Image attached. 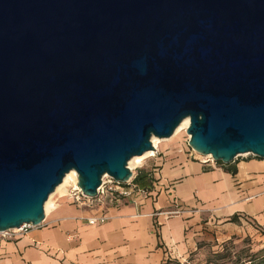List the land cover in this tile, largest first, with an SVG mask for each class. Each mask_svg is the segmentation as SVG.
Segmentation results:
<instances>
[{
    "label": "water",
    "instance_id": "1",
    "mask_svg": "<svg viewBox=\"0 0 264 264\" xmlns=\"http://www.w3.org/2000/svg\"><path fill=\"white\" fill-rule=\"evenodd\" d=\"M184 119L198 155L264 160V0H0V232Z\"/></svg>",
    "mask_w": 264,
    "mask_h": 264
},
{
    "label": "crops",
    "instance_id": "2",
    "mask_svg": "<svg viewBox=\"0 0 264 264\" xmlns=\"http://www.w3.org/2000/svg\"><path fill=\"white\" fill-rule=\"evenodd\" d=\"M160 166L140 186L148 197L109 209L103 224L87 225L91 212L70 201L55 203L39 226L0 239V264L181 262L203 243L264 233L263 159L242 155L220 166L186 156Z\"/></svg>",
    "mask_w": 264,
    "mask_h": 264
},
{
    "label": "rangeland",
    "instance_id": "3",
    "mask_svg": "<svg viewBox=\"0 0 264 264\" xmlns=\"http://www.w3.org/2000/svg\"><path fill=\"white\" fill-rule=\"evenodd\" d=\"M187 130V129H186ZM186 130H181L175 136L168 139H161L158 150L154 157L144 160L140 165H133L129 170L136 177L140 174L145 175L146 185H150L151 170L155 167L161 168V164L171 162L179 157H189L192 149L188 145L189 135ZM192 159V158H191ZM193 160V159H192ZM130 161L127 163V167ZM77 182V180H76ZM75 187L70 183L64 190L52 193L51 208L57 202L69 203L68 195ZM56 203V204H55ZM50 208V209H51ZM48 209V211L50 210ZM252 234L245 233L234 234L224 240L214 243H203L200 249L193 255H190L186 261L181 264H264V233Z\"/></svg>",
    "mask_w": 264,
    "mask_h": 264
},
{
    "label": "built area",
    "instance_id": "4",
    "mask_svg": "<svg viewBox=\"0 0 264 264\" xmlns=\"http://www.w3.org/2000/svg\"><path fill=\"white\" fill-rule=\"evenodd\" d=\"M189 156L194 161H206L210 162L213 165L220 166L225 165L223 163L219 164L210 157H202L193 150L191 151ZM135 178L136 176L132 173V176L129 180L121 182L116 181L110 176L104 175L101 178V184L97 188L96 194L93 197L83 195L77 185V187H74L70 191L68 198L72 205L76 206L79 209H85L91 212L90 216L84 219L87 225H100L108 220V216L106 213L109 209L121 206L128 200L132 204L136 205L140 200L146 199L148 197V192L135 183ZM175 213L178 212H174V214ZM33 228L35 227L31 224H23L20 228L0 232V239L13 240L23 234H26Z\"/></svg>",
    "mask_w": 264,
    "mask_h": 264
},
{
    "label": "bare ground",
    "instance_id": "5",
    "mask_svg": "<svg viewBox=\"0 0 264 264\" xmlns=\"http://www.w3.org/2000/svg\"><path fill=\"white\" fill-rule=\"evenodd\" d=\"M189 125V119H184L180 124L179 126L175 129L173 135L175 136L177 133H179L181 130H186L187 127ZM161 139H158L156 137H152L151 138V143H152V146H153V150H150V151H147L145 153H143L142 155L140 156H135L133 158H131L129 161V164H128V168L130 170H132V166L133 165H140L144 160L150 158V157H154L157 150H158V146L160 144V141ZM77 174L75 171H70L68 172L64 178H63V181L61 182V184H59L55 190H54V193H57V192H61L62 190L65 189L66 186H68L70 183H74L75 184V187H77ZM63 192V191H62ZM53 195V194H52ZM52 195H50L44 205V212L45 214L48 212V209H50L51 207V198H52Z\"/></svg>",
    "mask_w": 264,
    "mask_h": 264
},
{
    "label": "trees",
    "instance_id": "6",
    "mask_svg": "<svg viewBox=\"0 0 264 264\" xmlns=\"http://www.w3.org/2000/svg\"><path fill=\"white\" fill-rule=\"evenodd\" d=\"M219 164H222L221 162H218ZM231 172L234 173L235 170L234 169H231ZM135 183L140 187L142 186H145L146 184V181H145V175H138L136 178H135ZM238 219V217H233L232 219H230L231 222H236ZM161 264H181L179 263L178 260L176 259H171L170 257L166 258Z\"/></svg>",
    "mask_w": 264,
    "mask_h": 264
}]
</instances>
